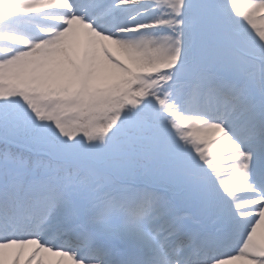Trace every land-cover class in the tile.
Instances as JSON below:
<instances>
[{
	"label": "snow or ice",
	"instance_id": "obj_1",
	"mask_svg": "<svg viewBox=\"0 0 264 264\" xmlns=\"http://www.w3.org/2000/svg\"><path fill=\"white\" fill-rule=\"evenodd\" d=\"M0 264H264V0H0Z\"/></svg>",
	"mask_w": 264,
	"mask_h": 264
}]
</instances>
